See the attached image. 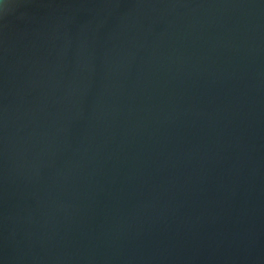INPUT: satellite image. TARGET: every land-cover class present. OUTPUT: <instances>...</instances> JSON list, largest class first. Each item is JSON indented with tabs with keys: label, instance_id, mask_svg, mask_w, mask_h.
Returning <instances> with one entry per match:
<instances>
[{
	"label": "water",
	"instance_id": "1",
	"mask_svg": "<svg viewBox=\"0 0 264 264\" xmlns=\"http://www.w3.org/2000/svg\"><path fill=\"white\" fill-rule=\"evenodd\" d=\"M0 264H264V0H0Z\"/></svg>",
	"mask_w": 264,
	"mask_h": 264
}]
</instances>
